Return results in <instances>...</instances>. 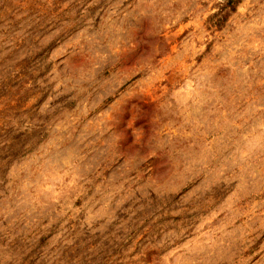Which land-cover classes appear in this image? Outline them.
Returning <instances> with one entry per match:
<instances>
[{
	"label": "rangeland",
	"instance_id": "rangeland-1",
	"mask_svg": "<svg viewBox=\"0 0 264 264\" xmlns=\"http://www.w3.org/2000/svg\"><path fill=\"white\" fill-rule=\"evenodd\" d=\"M0 0V264H264V0Z\"/></svg>",
	"mask_w": 264,
	"mask_h": 264
},
{
	"label": "trees",
	"instance_id": "trees-1",
	"mask_svg": "<svg viewBox=\"0 0 264 264\" xmlns=\"http://www.w3.org/2000/svg\"><path fill=\"white\" fill-rule=\"evenodd\" d=\"M242 0H220L217 2L216 9L207 16L205 24L207 29H222L228 18L236 11L237 6Z\"/></svg>",
	"mask_w": 264,
	"mask_h": 264
}]
</instances>
